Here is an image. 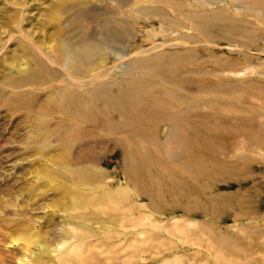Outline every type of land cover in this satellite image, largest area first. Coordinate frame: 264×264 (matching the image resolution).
Returning a JSON list of instances; mask_svg holds the SVG:
<instances>
[{
  "label": "rangeland",
  "instance_id": "1",
  "mask_svg": "<svg viewBox=\"0 0 264 264\" xmlns=\"http://www.w3.org/2000/svg\"><path fill=\"white\" fill-rule=\"evenodd\" d=\"M133 1L136 0H0V264H84L75 260L78 254L95 259V264H264V143L258 141L262 145L257 146L256 137L238 127L240 121L249 124L258 119V125L264 128L263 39L257 46L233 44L224 40L226 33L217 32L216 28L212 29L218 33L215 42L196 35L192 44L196 54L203 60L206 58L203 62L206 75L194 76L197 81L193 84L186 81V89H173L170 94L156 91L167 102L175 101L174 97L184 100L180 105L183 110L192 111L191 117L206 115L216 123L226 118L239 130L195 128V124L186 126L188 129L179 132L181 135L168 137L169 127L162 125L158 137L165 142L170 138V156L149 159L158 173L165 172L160 191L152 180L137 181L140 186L134 180V184H127L128 197L131 195L142 206L141 225L133 222L128 227L113 225L114 234L109 235L100 227L101 223L99 226L89 219L82 221L80 213L68 216L63 210L67 198L63 186L78 188L81 168L107 174L104 183L113 188L126 186L124 151L121 147L112 146L108 151L97 147L89 162L80 163L77 151L68 165L63 163L62 144L53 135L63 121L56 123L53 119L48 123L46 114L51 103L57 105L54 95L60 86L56 84L63 78L19 88L24 79L30 81L31 70L36 68L30 48L49 56L60 38L75 43L79 37L85 38L92 46L95 43L97 47L104 46V51L94 55L99 64L107 65L104 69L122 66L118 52L129 56L139 47L154 55L155 44L165 41L161 35L162 22H169L163 21V16L150 14L140 19L130 10ZM237 5L215 4L220 8L226 6L225 18L250 23L251 29L264 34V21ZM121 18L127 21L124 28ZM149 33L152 37L147 36ZM184 49L166 46L165 51ZM220 59L228 60L224 65L228 67L223 68L226 73L214 72L215 63L222 67ZM54 64L59 72L61 61ZM65 68L69 69L66 76L76 79L90 72L87 66L84 69L78 64ZM101 70L102 67L96 68L90 75ZM115 72L112 78L118 81L123 68ZM223 80L236 83L224 92L211 88L201 91L204 82L216 85ZM164 81L155 79L161 87H166ZM235 96L243 101L234 105L230 102L228 107L213 106L215 97L216 100ZM135 116L137 120L133 121H146V117L140 118V111ZM146 126L156 132V124ZM92 128L89 124L84 128L89 138ZM96 129L94 139L104 136L105 141L114 142L112 136L104 133L103 125ZM206 135L209 140H200ZM129 138L134 144L141 142V147L155 148L152 139L146 136ZM198 157L205 158L208 164L199 165L205 172L198 173L195 179L185 170L172 169L175 162ZM126 159L131 164L133 157L128 155ZM160 159L167 163L166 171L159 170ZM155 170L153 173L158 175ZM171 171L174 174L170 175ZM174 176L177 180H173ZM90 183L93 185L90 188L101 186L97 179ZM194 187L219 198L210 201L201 198L202 202L193 206L197 203L193 201L191 207L185 199L191 193L196 195ZM150 191L153 195L147 197ZM75 247L78 251L73 254L71 250Z\"/></svg>",
  "mask_w": 264,
  "mask_h": 264
},
{
  "label": "bare ground",
  "instance_id": "2",
  "mask_svg": "<svg viewBox=\"0 0 264 264\" xmlns=\"http://www.w3.org/2000/svg\"><path fill=\"white\" fill-rule=\"evenodd\" d=\"M217 2H222L226 6L238 3L236 7L254 12L255 16L258 15L257 17L264 21V2H260V0H136L135 2H130L132 14L135 13L140 19L148 14L155 17L163 16L162 20L169 22H162L164 26L162 28L164 29L161 35L165 41L160 42L161 45L155 44L159 48L157 49L156 47L154 49V55L150 51H142V48L139 47L132 50L129 56H126L124 52H118L121 65L124 67L117 66L104 69V66L107 65L104 62L99 64V61L94 59V55L99 50H105L104 46L97 47L95 46L96 43L92 46L85 38L82 40L79 37V42L76 43L72 39L60 38L49 56L46 53L38 52L34 47L30 48L36 68L31 70L30 81L24 79L22 82L25 83L19 84V88L22 87L21 85L24 86V84L35 86L45 81L63 78L60 83L56 84L60 86L58 89H55L54 95L57 105L54 106L51 103L46 112L48 123L52 122L53 119L57 120L56 123L59 120L63 121V125L56 128L53 132V135L58 136V142L62 144L63 163L68 165L72 156L77 151V159L80 163L89 162L91 157H95L94 152L97 151V147L104 149V151L111 150L112 148L110 147L112 146L114 148L121 147L124 151L123 171L126 186L113 188L112 185L104 183L108 177L107 174L91 173L88 169L81 168L78 170L81 178L79 179V185L75 184L78 188L66 186V184L65 187L63 186V195L67 197L64 201L63 210L68 216L80 213L79 216L82 221L89 219L93 224L94 221L97 225L101 223L102 225L99 226L108 231L109 235L114 234L112 230L113 225L119 224L122 227H128L131 224L130 222L141 225L143 223L142 206L137 205L136 199L130 198L131 195L128 197L130 193L127 184L130 185L136 182L135 185L140 186L141 184L137 181L145 183L152 180L155 187L160 191L161 179L165 172L158 173V170H155L152 166L153 162L149 159L156 156L162 158L170 156V138L165 142L164 139L160 140V135L158 137V132L162 125L165 124L169 127L170 133L168 132V137L177 136V133L181 135L179 132L183 129V132H185V129H188L186 126L192 127L195 124H197L193 126L195 128L212 127V129L220 128V130L223 128L225 130L237 128V126L229 124L226 118L222 123H216L210 117L206 118V115L191 117L192 111L188 109L183 110V106L180 105L183 102L185 103L184 100L174 97L173 100L175 101L167 102L161 96L156 95V91L163 92L165 90L170 94V91L173 89H186V86H188L185 84L186 81L193 84L197 81L194 76L200 78V76L206 75L203 67V62H205L206 58L204 60L201 59L200 55L196 54L192 44L196 40V35H199L204 40L208 39L210 42H215L218 40L217 32L220 31L221 33H226L224 40L229 43L235 44L240 42L244 45L251 43V45L257 46L262 41L261 39H263L264 44V34L259 35V32L251 29L249 27L250 23L247 25L244 21L239 22L229 17L225 18V12H227L225 10L226 6L223 8L217 7L215 6ZM162 4L167 6V10L169 11H164ZM211 5L214 7L208 9ZM120 21L123 28L126 27V19L121 18ZM220 25L222 27H219ZM244 26H248V28ZM214 28L218 31L213 32L212 29ZM184 30L187 32H183ZM177 31L181 33L178 34ZM113 32H115V29ZM147 36L152 37L150 33ZM166 46H183L185 49L183 52L165 51ZM57 60L61 61V70L59 72L55 70L56 64L54 62ZM220 60L219 64L222 67L215 63L217 70L214 72L226 73L223 68L228 67H224L228 60ZM73 64L83 66L84 69L87 66L90 72L82 75L83 78L79 76V79L67 77L69 69L65 67ZM101 67L102 70L99 73L90 75L91 72H95L96 68ZM121 68H123V75L118 73L117 77L122 78L116 81L112 77L117 74L115 71ZM208 72L210 73V71ZM158 78L165 80L164 83L167 88L163 86L162 88L160 83L157 84L155 82V79ZM208 82L210 85L204 82L201 91H207L211 88L214 89L213 91L224 92L223 90H227L228 87H232L236 83V81L223 80L221 83L211 85V82ZM85 84H89V86H85ZM251 85H255V82L251 81ZM236 91L237 93L239 92L238 89ZM215 98L212 101L214 107L225 105L228 107V103L230 102H233L232 105H234L241 101L239 96L230 99L219 98L215 100ZM136 111H140V118L146 117V121H133L137 120L135 116ZM62 117H65L68 121ZM240 120L237 119L236 121ZM88 124L93 126L92 131L90 130L92 134L90 138L84 133V130H86L84 128ZM145 124H156V132H152L151 128ZM258 124V119L252 121V123L249 122V124L240 121L238 127L249 136L254 135L257 146H261L260 142L264 143V128H261ZM98 125H103L105 128L104 133L113 137V143L109 139L105 141L104 136L100 137V135V139H94L95 133L98 132L96 129ZM101 132L103 133V131ZM140 132L142 135L138 136ZM131 135L139 138L146 136L147 139H152L156 149H150L144 145L141 147V142L134 144L135 142L129 138ZM200 140L205 142L209 138L206 135V137ZM128 155L129 158L133 157L131 164H127L126 162ZM137 158L139 161L136 160ZM204 160L206 159L198 157L179 164L175 162V166L172 169L175 171L179 169L185 170L193 175L195 179L198 177V173L205 172L203 167L199 166L208 164ZM139 164L141 166H138ZM158 165L159 170L166 171L168 168L167 163H164L161 159L158 161ZM154 170L158 175L153 173ZM169 174H174V171L169 172ZM93 179H97L101 186L90 188V185H92L90 182ZM173 180H177V176H174ZM180 182L183 183L181 180ZM194 191L196 195L195 193H191V195H186L185 199L186 204L191 207L197 206L198 203L202 202L201 198H208L209 201L214 197L219 198L218 196L213 197L212 195H208L207 190L203 191L194 187ZM152 195L151 191L146 194L147 197ZM193 201L197 203L192 206ZM140 214L141 216H139ZM129 215H135V217L130 218ZM140 231L143 233L145 230ZM85 233H82V235ZM71 251L75 254L78 250L75 247ZM78 255L75 259L77 262L82 261L84 264H95V259L88 260V258H82L81 254Z\"/></svg>",
  "mask_w": 264,
  "mask_h": 264
}]
</instances>
